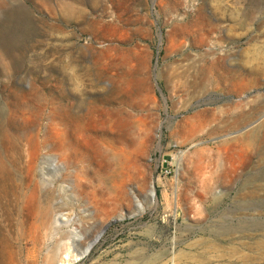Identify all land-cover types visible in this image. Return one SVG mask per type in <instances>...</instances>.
<instances>
[{
    "label": "rangeland",
    "instance_id": "obj_1",
    "mask_svg": "<svg viewBox=\"0 0 264 264\" xmlns=\"http://www.w3.org/2000/svg\"><path fill=\"white\" fill-rule=\"evenodd\" d=\"M68 250L264 264V0H0V264Z\"/></svg>",
    "mask_w": 264,
    "mask_h": 264
},
{
    "label": "bare ground",
    "instance_id": "obj_2",
    "mask_svg": "<svg viewBox=\"0 0 264 264\" xmlns=\"http://www.w3.org/2000/svg\"><path fill=\"white\" fill-rule=\"evenodd\" d=\"M215 48V47H214ZM215 56V55H214ZM213 56V57H214ZM218 56V55H217ZM212 60V59H211ZM218 58H214V60L211 62V66L212 67H216V65H217V63H218ZM219 65V64H218ZM210 66V65H209ZM219 68V67H218ZM208 69V68H207ZM201 70V69H200ZM209 71H211V70H209ZM216 71V70H215ZM202 72H204L203 71V69H202ZM209 75H211V74H209ZM212 77V76H211ZM214 78V77H213ZM114 81V80H113ZM205 81H206V79H205ZM212 81V80H211ZM215 81V80H214ZM224 81V80H223ZM207 83V82H206ZM223 83V82H222ZM210 84V83H209ZM213 86V85H212ZM215 87V86H214ZM205 89V88H204ZM118 90V87L117 86H115V85H113V87H112V91L113 92H116ZM112 93V92H111ZM122 108V107H121ZM145 108V107H144ZM123 109H124V107H123ZM140 109V108H139ZM108 111H110V112H114V113H117V115H119L120 114V108L119 107H112V108H108L107 109ZM93 111L94 110H92L91 111V114H93ZM129 111H131V110H129ZM125 112V111H124ZM199 112V111H198ZM143 113V112H142ZM133 114V113H132ZM141 114V113H140ZM143 115V114H142ZM141 115V116H142ZM136 116V115H135ZM144 116V115H143ZM196 116V115H195ZM112 117V116H111ZM119 117V116H118ZM130 117H128V119H129ZM112 119V118H111ZM126 119V118H125ZM131 119V118H130ZM122 120V119H121ZM193 120V119H192ZM191 120V121H192ZM124 120H122V122H123ZM126 121V120H125ZM131 121V120H130ZM134 121V120H133ZM132 121V122H133ZM143 121H145L144 119H143ZM195 121H197V120H195ZM194 121V122H195ZM129 122V121H128ZM140 122H141V119H140ZM146 123V122H145ZM197 123H199V122H197ZM200 123H202V122H200ZM130 124V123H129ZM133 124V123H132ZM131 125V124H130ZM137 125V124H136ZM145 125V124H144ZM149 125V124H148ZM193 125V124H192ZM138 126V125H137ZM143 126V125H142ZM147 126V125H146ZM145 128V127H144ZM146 130H148V129H146ZM128 131V130H127ZM133 131V130H132ZM126 132V131H125ZM127 134V133H126ZM144 134V133H143ZM132 135V134H131ZM139 135V134H138ZM141 135H142V133H141ZM145 136H146V134H145ZM140 137V136H139ZM142 137V136H141ZM139 139H141V138H139ZM124 142V141H123ZM121 146V145H120ZM124 146V145H123ZM117 147H118V145H117ZM218 148V147H217ZM117 149V148H116ZM119 150V149H118ZM220 150V149H219ZM121 155V154H120ZM124 155V154H123ZM114 157V156H113ZM119 157V156H118ZM121 157V156H120ZM125 157V156H124ZM123 157V158H124ZM122 159V158H121ZM118 160V159H117ZM124 160V159H123ZM127 161V160H126ZM126 161L124 162V163H126ZM128 162V161H127ZM123 163V164H124ZM123 164H120V165H123ZM130 167V166H129ZM151 196H153V190L151 189ZM154 197V196H153ZM33 198V197H32ZM175 202V201H174ZM26 203V202H25ZM24 203V204H25ZM3 227V226H2ZM58 229V228H57ZM90 245H91V242L89 243V244H87L85 247H84V250L81 252L82 253V255L85 253V252H87V250L89 249V247H90ZM69 247V246H68ZM71 248V247H70ZM68 249V248H67ZM67 252V251H66ZM65 252V256L64 257H62V258H60V264H69V260H70V258L69 257H71L72 255L70 254V251L68 250V252L66 253ZM71 255V256H70ZM75 257H77L76 255H74ZM171 264H174V261H173V259H172V263Z\"/></svg>",
    "mask_w": 264,
    "mask_h": 264
},
{
    "label": "water",
    "instance_id": "obj_3",
    "mask_svg": "<svg viewBox=\"0 0 264 264\" xmlns=\"http://www.w3.org/2000/svg\"><path fill=\"white\" fill-rule=\"evenodd\" d=\"M118 218L113 217L111 218L106 224H104L101 228V230L95 235V237L93 238V240L91 241V245L89 247V249L87 250V252H85L82 256H84L85 254H87L89 252V250L91 249L92 245L98 240L99 236L102 234V232L104 231V229L111 224L112 222H114L115 220H117Z\"/></svg>",
    "mask_w": 264,
    "mask_h": 264
}]
</instances>
